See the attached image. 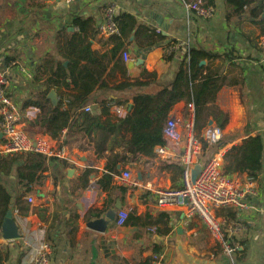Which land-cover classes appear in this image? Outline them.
I'll use <instances>...</instances> for the list:
<instances>
[{"label":"crops","instance_id":"0c3cea01","mask_svg":"<svg viewBox=\"0 0 264 264\" xmlns=\"http://www.w3.org/2000/svg\"><path fill=\"white\" fill-rule=\"evenodd\" d=\"M193 1L76 0L64 4L59 0H0V69L10 78L7 91L24 130L34 135L43 133L33 124L40 111L24 104L37 96L42 87L39 84H43L34 79L36 67L52 55L57 33L63 29L71 31L73 17H91L92 28H99L108 2L119 5L117 16L128 14L134 20L129 23L132 27L121 23L119 28L124 46L111 57L104 76L109 87L125 80H142L145 70L157 74L159 86H168L175 81L190 48H204L213 55L224 56L213 61L201 60V77L214 78L219 88L215 102L204 113L208 118L206 124L217 123L212 113L226 115L223 140L227 144L214 155L222 157L223 168L229 174H253L258 183L253 208L241 215L248 229L235 237L240 247L233 257L223 254L216 238L197 218H184L177 207L159 208L149 191L132 193L118 183V174L114 175L112 186L126 189L123 198L117 189H113V194L102 190L98 182L107 173L106 159L97 157L90 149L80 152L70 146L73 157L55 159L43 182L31 192L22 194L14 175H0V181L13 195L11 227L15 230V236L7 238L2 222L0 264H34L35 249L46 240L53 248L51 264H145L147 259L154 260L153 264H264V60L258 45L264 33V1L248 0L235 12L226 0H216L215 16L211 19L189 12L186 3ZM91 43L94 51L104 53L112 50L117 41L98 34ZM124 51L133 61L123 60ZM172 53L173 59L167 60L166 56ZM53 91L58 101L59 94L66 93L57 88ZM130 95L129 91L123 92L124 97ZM104 96L103 91L94 93L98 100ZM187 103H177L169 116L183 117ZM130 105L133 106L131 99L128 104L117 106L124 107L126 115ZM88 106L93 114L105 109L96 102ZM256 136L263 146L259 167L256 161L250 162L257 160L250 152V140ZM3 155L7 154L0 153ZM135 162L139 163L147 185H181V165L176 161L150 162L140 155ZM65 163L70 167H64ZM87 169L92 171L88 175L89 185L83 189L80 184ZM21 194L22 205L29 206L23 213L17 206ZM28 196L34 197L33 204L27 202ZM110 197L114 198V208L106 211ZM119 203L129 214L136 211L139 216L148 214L152 218L142 219L139 225L126 222L117 227ZM163 212L169 215H160Z\"/></svg>","mask_w":264,"mask_h":264},{"label":"trees","instance_id":"16d2710c","mask_svg":"<svg viewBox=\"0 0 264 264\" xmlns=\"http://www.w3.org/2000/svg\"><path fill=\"white\" fill-rule=\"evenodd\" d=\"M204 1L205 6H214L216 2ZM247 2L248 0H226V4L233 5L235 12L240 11ZM115 19L119 28L121 23L130 28L132 25L129 23L134 21L128 14L116 16ZM93 23L94 19L91 17L75 16L70 23L71 31L63 29L57 33L52 55L42 60L35 70L34 79L42 81L43 84H39L42 87L37 96L27 100L24 106L39 109L40 113L33 124L44 134L53 139L63 138L66 145L75 146L80 151L90 149L97 157L106 159L107 173L98 182L100 188L112 194L113 189H117L123 198L126 189L112 186L114 175L119 174V166L133 163L145 153L147 134L156 131L161 135L163 124L177 103H193L196 108V127L200 130L206 125L208 118L204 117V113L215 102L219 88L214 83V78L201 77V60L207 58L213 61L224 56L213 55L204 48H190L185 52L175 81L168 86H159L157 74L145 70L142 80H125L109 87L104 76L111 64V57L124 46V40L121 35L111 36V39L117 41L112 50L104 53L94 51L91 40L99 34V28H92ZM173 57L172 53L166 59L172 60ZM55 88L66 92L64 95L59 94L61 98L56 105L48 98L50 91ZM97 91H103L105 96L95 99L94 93ZM126 91L131 92V95L124 97L123 92ZM130 99L133 106L129 113L124 117L112 118L108 104L114 102L126 105ZM91 102L102 104L104 111L100 114L85 111L84 107ZM211 115L218 125L225 126L226 115L223 112L218 116L213 113ZM104 117L107 118L103 120ZM250 141V152L257 156V160H249L256 161L259 167L263 150L261 139L256 136ZM160 143H165L162 137ZM226 144L227 141L222 140L212 146L208 155H214ZM54 161L55 158H48L37 152L3 155L0 156V175H14L17 186L21 187L24 194L43 182L48 166ZM64 167L70 166L65 163ZM91 171L87 169L83 174L85 179L80 184L83 189L89 185L88 175ZM22 194L17 204L20 213L29 208L28 205H22ZM12 198L8 186L0 181V229L7 214L12 212ZM143 198L145 200L146 196ZM114 204V198L110 197L106 203V211L114 208ZM160 215L166 217L169 214L163 212ZM147 218L152 217L148 214L139 216L136 211H131L127 224L139 225L142 219ZM153 261L147 259L145 264H153Z\"/></svg>","mask_w":264,"mask_h":264},{"label":"built area","instance_id":"2783aa9c","mask_svg":"<svg viewBox=\"0 0 264 264\" xmlns=\"http://www.w3.org/2000/svg\"><path fill=\"white\" fill-rule=\"evenodd\" d=\"M71 4L76 0H59ZM264 1V0H263ZM119 5L108 2L104 8L103 22L99 27V35L114 36L119 34L116 16ZM189 12H194L202 19L215 16L213 6H205L199 0L186 3ZM160 33V30H158ZM258 45L264 60V33L258 39ZM125 62L133 61L131 55L122 53ZM10 78L0 69V153L21 154L37 152L48 158L70 160L73 157L72 148L63 140L53 139L44 133L28 134L22 124L7 88ZM109 113L118 117L125 116V108L109 103ZM114 109L113 112L111 110ZM90 112V106L84 107ZM161 135L150 131L144 157L159 162L176 161L181 165V185L179 187H154L144 183L143 172L139 163L127 164L119 171L117 181L132 193L149 191L159 208L177 207L187 219L197 218L205 229L218 241L223 254L232 258L240 247L235 237L247 231V224L241 220V215L253 208V199L258 195L257 179L251 175H232L223 168L222 157L218 154L203 162L202 157L208 150L219 144L225 130L214 121L199 130L196 127V108L193 103H187L183 117L168 116L163 124ZM165 143H160V138ZM142 156V155H141ZM158 165V163L156 164ZM200 169L197 170V166ZM197 171L194 179V172ZM141 176V177H140ZM29 204L34 203V197L26 198ZM129 211L120 208L117 212L115 225L123 227L128 219ZM52 244L41 242L35 249L34 264H51Z\"/></svg>","mask_w":264,"mask_h":264},{"label":"water","instance_id":"95a60500","mask_svg":"<svg viewBox=\"0 0 264 264\" xmlns=\"http://www.w3.org/2000/svg\"><path fill=\"white\" fill-rule=\"evenodd\" d=\"M48 98L51 99V101L53 102L54 105H56L58 103V100H57V96H56V92L55 91H50L49 95H48ZM132 108V105L129 106V109ZM212 123V121L210 122ZM200 169V165L197 166V170ZM196 175H197V171L194 172V179L196 178ZM118 208L120 209V203H119V206ZM11 218H12V212H9L6 216V218L4 219V223H3V230L5 233H7V238H12L15 236V230L13 227H11Z\"/></svg>","mask_w":264,"mask_h":264},{"label":"rangeland","instance_id":"374dc122","mask_svg":"<svg viewBox=\"0 0 264 264\" xmlns=\"http://www.w3.org/2000/svg\"><path fill=\"white\" fill-rule=\"evenodd\" d=\"M79 151H80V150H79ZM80 152H83V151H80ZM206 156H208V157H209V156H210V154H209V155L207 154ZM206 156L203 158V162H205V161L208 159ZM211 156H214V155H211ZM211 156H210V157H211Z\"/></svg>","mask_w":264,"mask_h":264}]
</instances>
